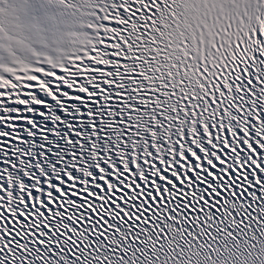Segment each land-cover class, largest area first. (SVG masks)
<instances>
[{"label":"snow or ice","instance_id":"1","mask_svg":"<svg viewBox=\"0 0 264 264\" xmlns=\"http://www.w3.org/2000/svg\"><path fill=\"white\" fill-rule=\"evenodd\" d=\"M88 4L62 66L0 70V264H164L169 233L264 253V0Z\"/></svg>","mask_w":264,"mask_h":264}]
</instances>
